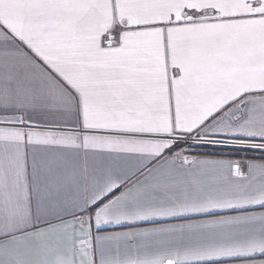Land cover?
<instances>
[{"label": "snow or ice", "instance_id": "obj_1", "mask_svg": "<svg viewBox=\"0 0 264 264\" xmlns=\"http://www.w3.org/2000/svg\"><path fill=\"white\" fill-rule=\"evenodd\" d=\"M0 264H264V0H0Z\"/></svg>", "mask_w": 264, "mask_h": 264}]
</instances>
